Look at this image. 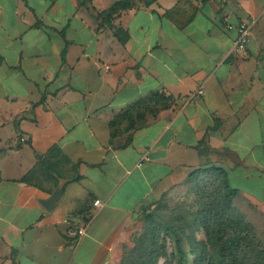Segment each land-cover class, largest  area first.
I'll list each match as a JSON object with an SVG mask.
<instances>
[{
  "label": "crops",
  "instance_id": "obj_1",
  "mask_svg": "<svg viewBox=\"0 0 264 264\" xmlns=\"http://www.w3.org/2000/svg\"><path fill=\"white\" fill-rule=\"evenodd\" d=\"M122 1L0 0V264H112L199 168L264 217V0Z\"/></svg>",
  "mask_w": 264,
  "mask_h": 264
},
{
  "label": "trees",
  "instance_id": "obj_2",
  "mask_svg": "<svg viewBox=\"0 0 264 264\" xmlns=\"http://www.w3.org/2000/svg\"><path fill=\"white\" fill-rule=\"evenodd\" d=\"M131 3L132 0L119 2L105 15L119 14L129 9ZM189 180L212 181L203 188L199 186L197 193L200 198L198 227L206 240L198 241L193 235L174 228L175 247L166 264H264V244L260 242L254 225L235 207L239 192L230 185L227 171L215 166L199 168L190 174ZM165 231L161 227H150L144 237V243H148L145 255L134 261L137 252L134 249L122 264H159L161 258H167L160 246Z\"/></svg>",
  "mask_w": 264,
  "mask_h": 264
},
{
  "label": "rangeland",
  "instance_id": "obj_3",
  "mask_svg": "<svg viewBox=\"0 0 264 264\" xmlns=\"http://www.w3.org/2000/svg\"><path fill=\"white\" fill-rule=\"evenodd\" d=\"M211 182L208 180H200L199 182L189 180L183 191L165 193L149 204L145 210L137 215L133 229L120 244L117 257L112 264H122L128 253L134 249L137 251L134 261L145 255V248H147L148 243H144V237L147 230L154 226L166 229L160 240V246L163 247V253L164 255L167 254V258H161L159 264H166L173 254L175 242L172 233L174 228L183 230L187 235H193L198 241H205V234L198 227L197 213L200 209V198L197 193L199 186L203 188ZM246 217L256 228L260 242L264 244V217L251 215L249 217L246 215ZM187 244L185 241L184 245L187 246Z\"/></svg>",
  "mask_w": 264,
  "mask_h": 264
},
{
  "label": "built area",
  "instance_id": "obj_4",
  "mask_svg": "<svg viewBox=\"0 0 264 264\" xmlns=\"http://www.w3.org/2000/svg\"><path fill=\"white\" fill-rule=\"evenodd\" d=\"M227 28L230 31H236L237 33V38L235 41L233 52L236 54L245 53L250 43L251 36H252L251 26L247 22H241L237 25H228ZM204 92H205L204 89L201 87L198 90L190 93L187 96V100L189 102L196 101L204 94ZM21 141L24 142L25 139L22 138ZM142 160H145V157H143ZM139 165H142V164L140 163ZM94 204L97 207L102 205L101 201L99 200L96 201ZM85 234H86V226L81 227L80 229H78L77 232L73 228H70L68 230V236L71 237L72 244H75L77 240L83 237Z\"/></svg>",
  "mask_w": 264,
  "mask_h": 264
},
{
  "label": "water",
  "instance_id": "obj_5",
  "mask_svg": "<svg viewBox=\"0 0 264 264\" xmlns=\"http://www.w3.org/2000/svg\"><path fill=\"white\" fill-rule=\"evenodd\" d=\"M60 193H61L60 189H57L50 199L42 203L48 211L53 210Z\"/></svg>",
  "mask_w": 264,
  "mask_h": 264
}]
</instances>
